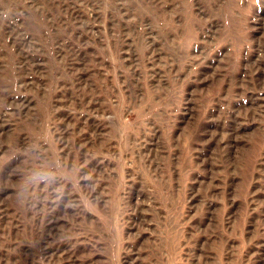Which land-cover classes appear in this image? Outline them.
Wrapping results in <instances>:
<instances>
[{
  "label": "rangeland",
  "instance_id": "1",
  "mask_svg": "<svg viewBox=\"0 0 264 264\" xmlns=\"http://www.w3.org/2000/svg\"><path fill=\"white\" fill-rule=\"evenodd\" d=\"M0 264H264V0H0Z\"/></svg>",
  "mask_w": 264,
  "mask_h": 264
}]
</instances>
